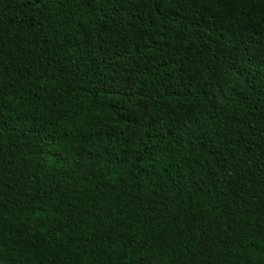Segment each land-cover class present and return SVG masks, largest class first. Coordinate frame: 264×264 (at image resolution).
<instances>
[{
  "label": "trees",
  "instance_id": "trees-1",
  "mask_svg": "<svg viewBox=\"0 0 264 264\" xmlns=\"http://www.w3.org/2000/svg\"><path fill=\"white\" fill-rule=\"evenodd\" d=\"M0 264H264V0H0Z\"/></svg>",
  "mask_w": 264,
  "mask_h": 264
}]
</instances>
